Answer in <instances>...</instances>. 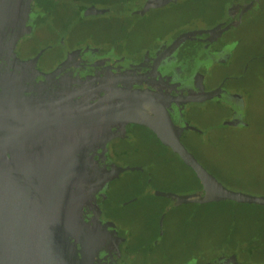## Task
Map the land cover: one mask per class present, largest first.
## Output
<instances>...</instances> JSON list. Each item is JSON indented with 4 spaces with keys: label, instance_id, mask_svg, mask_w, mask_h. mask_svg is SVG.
Instances as JSON below:
<instances>
[{
    "label": "flooded vegetation",
    "instance_id": "flooded-vegetation-1",
    "mask_svg": "<svg viewBox=\"0 0 264 264\" xmlns=\"http://www.w3.org/2000/svg\"><path fill=\"white\" fill-rule=\"evenodd\" d=\"M74 1L77 3L76 12L78 15L91 6H84L78 0ZM257 1L230 0V5L226 9V17L230 20L227 23L224 21L218 23L224 25L233 23L227 30L212 41L208 40V33L198 34L195 38L185 40L166 51L168 44L180 34L207 29H182L176 25L159 37L153 36L152 39H147L143 30L138 35L140 45L132 47L133 28H129L126 34V46L121 49L116 42H113L114 39L91 43V38L88 35L86 41L77 44L66 45L62 41L61 43L56 41L55 44H46L43 48L39 47L34 50L37 36L40 33L43 35L48 30L49 33L56 36L61 32L69 31L67 25L56 28L48 26L49 19L55 20L64 17L67 5L62 0H0V86L4 90L15 89L25 97L67 98L70 96L74 101L79 102L90 98V95L101 84L104 85L107 80L118 82V86L124 88L143 89L147 87L155 90L161 88L171 95H186L190 88L196 89L193 87V83L195 78L200 75L205 91L216 89L221 85L222 94L220 96L232 99L231 102L214 100L218 104L224 103L227 106L229 116L225 121L233 119L234 107H238L239 102L242 104V113L240 114L242 119L244 94L241 90L242 81L245 79L238 78L248 70L249 66L246 61L242 64L237 76H231V78L223 76L221 81L212 85L211 83L206 84V82L212 78L213 65L226 64L229 61L236 62L239 59L235 54L240 52L238 46L242 48L241 39L228 37L227 33L231 29L241 27L243 18ZM250 2L252 5L241 14L242 7ZM144 3L140 8L128 11V13L144 17L150 11H155L172 2L161 7L150 8L143 14L136 13L135 11L140 10ZM104 10L106 11L101 14L86 16L109 13V8H104ZM111 18H108L109 21L112 20ZM234 24L236 25L234 26ZM93 30H97V27H92L90 32ZM197 41L204 44L202 48H198L197 54L193 53L192 55L189 51L188 55L185 54L183 48L189 42L195 46ZM30 46L35 47L30 49L32 48ZM40 51L41 53L36 57ZM252 57L254 58V56ZM188 64L191 68L185 72L186 68L183 67ZM231 79L235 85L228 84L227 87L226 84ZM177 83L178 86H176ZM98 93L102 94V91ZM191 103L195 102H186L183 106L171 104L169 113L177 127H183L185 124L194 126L186 111L187 106ZM226 125L239 127L238 125ZM194 128H185L181 131L180 140L186 148L184 141L186 133L200 131L196 126ZM109 132L112 137L106 143V150L100 142H94L88 145L89 148L83 151L81 156V161L86 164L90 175H87L86 181L82 183V185L85 184L83 186L85 193L82 203L79 205V218L82 220L83 230L82 240L77 244V247L86 254L92 264H172L171 260L176 258L177 252L174 249H168L166 243L175 244L173 242L175 230L172 233L165 229L166 213L174 211L180 206L175 205L176 201L173 195H180L181 181L185 185V193L202 192V186L195 176L197 173L191 170L186 172L169 171L163 174L169 176L165 177L166 180L163 182L159 180L157 187L152 181L151 175L153 174L151 172L145 171L142 167L141 170H134L132 174L136 177L119 187L134 188L136 191V194L129 197L128 200L119 203L120 207H128L131 211L127 210L121 214L122 218L121 216L119 218L117 215L119 211L115 207L117 191L112 187L114 184H111L118 180L124 171L111 178H105V172L113 165L119 166L118 162L125 158L127 152L131 150L129 144L134 140L147 141L151 145L156 144L171 152L172 150L164 145L156 133L147 126L130 123L125 126L123 132L118 126H112L109 128ZM177 159L180 161L178 157ZM209 173L211 175H238L229 172L209 171ZM179 175H187V177L181 179ZM157 191L167 192L171 195H157ZM139 207L153 210L157 216L153 215L155 221L143 225L140 230L135 232L131 223L132 219L138 216ZM162 215V225L160 226L159 220ZM238 249L219 254L209 261L201 260L189 264H246L245 260L242 262L237 260L235 253Z\"/></svg>",
    "mask_w": 264,
    "mask_h": 264
},
{
    "label": "water",
    "instance_id": "water-1",
    "mask_svg": "<svg viewBox=\"0 0 264 264\" xmlns=\"http://www.w3.org/2000/svg\"><path fill=\"white\" fill-rule=\"evenodd\" d=\"M174 1L146 0L135 12L143 14ZM251 5L252 2L243 6L241 14ZM105 11L91 6L83 12L96 15ZM232 24L184 32L168 44L166 51L198 34L208 33L212 41ZM193 87L196 89L190 88L186 95L175 96L161 88H124L107 80L90 98L77 102L70 96L25 97L15 89L0 86V264H92L77 247L83 230L79 218L85 193L82 183L90 175L81 156L94 142H100L106 150L112 126L120 127L121 132L130 123L149 127L197 173L202 192L173 195L175 205L233 200L264 206V196L225 187L181 142V131L195 128L173 123L169 113L172 103L183 106L209 99L232 101L220 96L221 85L205 91L200 75ZM241 113L239 102L233 119L225 124L241 126ZM127 169L142 168L113 165L104 175L111 178ZM156 194L171 195L159 191ZM159 222L161 226L162 216Z\"/></svg>",
    "mask_w": 264,
    "mask_h": 264
},
{
    "label": "rangeland",
    "instance_id": "rangeland-1",
    "mask_svg": "<svg viewBox=\"0 0 264 264\" xmlns=\"http://www.w3.org/2000/svg\"><path fill=\"white\" fill-rule=\"evenodd\" d=\"M62 1L67 5L64 17L55 20L49 19L48 26L56 28L67 25L69 31L61 32L56 36L49 33L48 30L43 35L40 33L36 39V48L30 46L32 47H29L30 49L37 50L46 44H55L56 41H58L57 43L62 41L66 45L77 44L86 41L88 35L91 38V43H98L109 38L110 34L116 33L114 24L111 27H106L104 22V19L116 15L117 8L114 5V0H78L84 6L91 5L98 9L109 8V13L97 16H86L83 11L78 15L76 1ZM186 3V0H178L155 11H150L144 17L135 16V18L128 13L131 8L128 4L118 8V10L125 9L122 11L124 16L121 17H130L134 23L132 47L140 44L138 38L140 30H144L147 39H152L153 36L159 37L168 29L176 27V23H179L184 17L180 6ZM217 19H223V14L217 16ZM92 27H97V30L90 32ZM227 36L241 39L242 48L238 54H235L239 59L236 62L229 61L226 64L213 65L212 78L208 79L206 84L218 83L223 76L227 78L237 76L239 69L248 57L258 52H264V0H258L243 18L241 27L231 29ZM246 63L252 67L250 69L252 74L242 81L241 91L244 94L242 120L244 125L232 127L225 124L224 121L229 116V112L224 103L218 104L214 100L191 103L187 106V116L202 133L189 131L186 133L184 141L188 148L195 147L201 161L204 162L205 158L218 163L220 172L238 174L216 175L225 187L251 195L264 196V57L263 59L250 57ZM228 84L235 85L234 81H228L226 86ZM148 143L139 140L131 141L129 144L131 150L127 152L125 158L118 162L119 166L142 167L145 171L153 174L151 175L152 181L157 187L159 180L163 182L166 180L164 178L169 176L163 175L164 173L189 171L169 149ZM133 172L134 170L130 169L124 170L119 179L111 184H114L112 187L117 191L115 207L119 211L117 214L119 218L120 216L122 218L121 214L130 209L120 207L119 203L125 202L136 194L134 188H119L136 177L132 174ZM179 177L182 179L187 175H179ZM184 187L185 185L181 181L180 195L188 194L185 193ZM237 210L241 214L238 215V231L233 244L238 245L239 248L235 253L236 258L241 262L245 260L246 264H264V208L238 207ZM153 215L157 216V213L146 207H139L138 216L132 219L133 230L136 232L143 225L155 221ZM165 220V229L172 233L175 230L173 240L175 244L166 243L168 249H174L177 252L176 258L171 260L172 264L209 261L217 254L230 252L229 250L233 247L222 239V235L226 233L227 229V209L223 210L214 205L201 206L195 203H186L174 211H168ZM122 222L124 223L123 220ZM250 245L253 246L250 248Z\"/></svg>",
    "mask_w": 264,
    "mask_h": 264
},
{
    "label": "trees",
    "instance_id": "trees-1",
    "mask_svg": "<svg viewBox=\"0 0 264 264\" xmlns=\"http://www.w3.org/2000/svg\"><path fill=\"white\" fill-rule=\"evenodd\" d=\"M145 0H114V5H116V15L112 16V20L109 21V19H104L106 27H111L114 24V27L116 29L115 34H110L109 40L114 39V43L118 45V47L121 49V47L126 46V34L129 30V28L134 29V23L131 21V18L129 17H121L124 16L123 12L125 9L118 10V8H121L124 4H128L131 8L128 11H133L137 8H140L142 6V3H144ZM186 4H183L180 6L181 12L184 14V17L180 20L179 23H176V25L180 26L182 29H189V28H211L215 26L216 24L220 23L221 21H224L227 23L230 19L226 17V9L230 5V0H186ZM87 6V5H85ZM220 14H223V19H217V16ZM133 18L137 16L136 14L131 15ZM141 26V25H140ZM139 35L142 33V31H139ZM133 42V41H132ZM140 45V44H139ZM204 44H202L200 41L195 42V46L191 45V42H189L184 48L185 54L188 55V51L193 55V53L197 54L199 51L198 48H202ZM238 49L240 51V46H238ZM190 54V56H192ZM195 56V55H194ZM254 59H263L264 52H258L255 53ZM252 57V56H250ZM249 57L247 58V60ZM246 60V61H247ZM245 62V61H244ZM185 72L191 68V66L188 64L185 67ZM203 70H205L204 67H202ZM251 66L248 67V70L243 74V76L239 77L238 79H246L250 74H252ZM231 81H233L231 79ZM244 123H242L241 126H243ZM239 126V127H241ZM195 132V131H193ZM198 134H201L202 132H195ZM187 149L197 158V160L208 170L211 172H220L219 164L215 163L213 161H208L205 158L203 161L200 160L199 154L195 147L188 148ZM181 161V160H180ZM183 166H185L187 169L191 170L189 167H187L182 161L180 162ZM192 171V170H191ZM218 180L219 178L214 175ZM198 180V179H197ZM220 181V180H219ZM200 183V182H199ZM201 206L206 205H214L217 207H220L221 209H227V229L226 233L222 235V239L226 240L229 245H233L235 242V235L238 231L237 229V219L238 215L241 214L237 210L238 207H259L264 208L262 205H256V204H247V203H237L233 200H225V201H218V202H211L206 204H199L195 203ZM250 241V240H249ZM252 242V241H251ZM250 242V243H251ZM253 245H250V248ZM238 249V245H233L232 249L229 250L230 252L235 251ZM250 250V249H249ZM250 252V251H249ZM218 255V254H217ZM216 255V256H217Z\"/></svg>",
    "mask_w": 264,
    "mask_h": 264
}]
</instances>
